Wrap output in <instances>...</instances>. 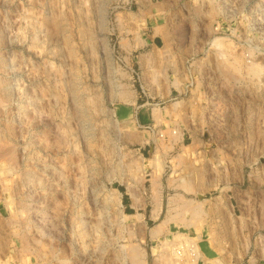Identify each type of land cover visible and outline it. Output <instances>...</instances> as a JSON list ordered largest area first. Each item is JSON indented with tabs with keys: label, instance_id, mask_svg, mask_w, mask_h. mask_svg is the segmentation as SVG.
I'll use <instances>...</instances> for the list:
<instances>
[{
	"label": "rangeland",
	"instance_id": "374dc122",
	"mask_svg": "<svg viewBox=\"0 0 264 264\" xmlns=\"http://www.w3.org/2000/svg\"><path fill=\"white\" fill-rule=\"evenodd\" d=\"M0 264H264V0H0Z\"/></svg>",
	"mask_w": 264,
	"mask_h": 264
},
{
	"label": "bare ground",
	"instance_id": "6f19581e",
	"mask_svg": "<svg viewBox=\"0 0 264 264\" xmlns=\"http://www.w3.org/2000/svg\"><path fill=\"white\" fill-rule=\"evenodd\" d=\"M186 185H185V187H187V188H189L190 189V185H189V183H185ZM195 207V206H194ZM182 235H180V237H181ZM198 248V247H197ZM197 250V249H196ZM176 253V252H175ZM177 254V253H176Z\"/></svg>",
	"mask_w": 264,
	"mask_h": 264
},
{
	"label": "built area",
	"instance_id": "2783aa9c",
	"mask_svg": "<svg viewBox=\"0 0 264 264\" xmlns=\"http://www.w3.org/2000/svg\"><path fill=\"white\" fill-rule=\"evenodd\" d=\"M178 253H179V252H178ZM179 254H181V252H180Z\"/></svg>",
	"mask_w": 264,
	"mask_h": 264
}]
</instances>
